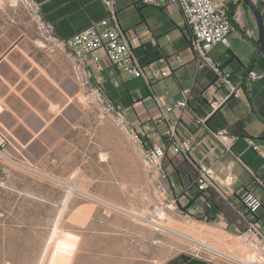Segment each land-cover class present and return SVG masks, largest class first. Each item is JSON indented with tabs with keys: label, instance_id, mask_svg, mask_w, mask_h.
Listing matches in <instances>:
<instances>
[{
	"label": "crops",
	"instance_id": "1",
	"mask_svg": "<svg viewBox=\"0 0 264 264\" xmlns=\"http://www.w3.org/2000/svg\"><path fill=\"white\" fill-rule=\"evenodd\" d=\"M34 1L40 6L45 20L54 26L57 41H45L31 23L19 18L12 19L0 30V135L7 140L5 153L10 159L22 166L57 164L65 179L82 171L83 150L89 165L96 164L98 148L92 132L96 131L97 115L95 108H87L82 103L73 62L67 55L70 49L58 41L69 40L106 19L109 10L102 0ZM140 2L113 0L119 24L128 32L142 66L165 67L166 60L188 46L189 34L183 16L177 6L137 8ZM236 25L240 28V37L247 40L249 32L256 31L249 28L245 32L240 21ZM229 50L235 58L226 55ZM211 56L225 64L231 61L226 69L232 72L234 82L240 86V98H231L221 104L227 96L226 89L220 86L207 66L191 56L169 78L154 83L151 96L167 103V115L176 121L179 111L175 103L181 99L182 89L192 90L190 108L206 118V127L191 130L188 126L192 120L189 114H185L178 127L183 138L196 136V141H201L202 134L208 129L226 130L240 137L232 152L219 154L217 151L204 161L220 192L214 189L200 192L199 199L188 207L194 191H198L195 184L197 171L189 160L185 162L182 157L170 159L167 185L176 205L186 210H180L181 214L206 222L208 218H205L209 217V223L220 226L222 233L228 236L229 247H233L236 240H230H234L239 231L246 230L251 220L244 215L238 193L244 189L254 191L263 204L258 215L264 222V185L258 184V180L264 182V172L261 171L264 164V78L251 84L247 79L251 70L264 74V55L253 43L247 53L233 50L230 43L229 48L215 47ZM102 62L105 70L101 76L107 97L109 94L115 102L124 101L126 114L131 120L160 113L153 98L144 95V86L136 83L138 80L129 78L106 59ZM131 83H135L134 89ZM215 102L217 105H212ZM142 136L148 146L163 145L168 140L150 123H145ZM245 137L255 139L261 154L247 145ZM203 144L194 152L193 159H202L208 149L207 142ZM203 196L212 203L210 208L206 207ZM202 242L219 250L212 243ZM224 252L227 251L216 253L221 256L220 260L178 253L162 264H232L225 255L228 252ZM234 252L240 254L239 250Z\"/></svg>",
	"mask_w": 264,
	"mask_h": 264
},
{
	"label": "rangeland",
	"instance_id": "2",
	"mask_svg": "<svg viewBox=\"0 0 264 264\" xmlns=\"http://www.w3.org/2000/svg\"><path fill=\"white\" fill-rule=\"evenodd\" d=\"M246 14L243 29L257 31L253 14ZM14 18L37 29L24 0H0V30ZM239 34L229 37L231 48L247 53L252 42ZM81 100L96 110V164L89 165L83 150L82 171L64 179L57 164L22 166L5 149L7 158L0 157V264H162L178 253L220 260L216 252L223 251L250 260L253 250L238 238L245 230L229 247L220 226L181 214L157 190L129 136L82 91Z\"/></svg>",
	"mask_w": 264,
	"mask_h": 264
},
{
	"label": "built area",
	"instance_id": "3",
	"mask_svg": "<svg viewBox=\"0 0 264 264\" xmlns=\"http://www.w3.org/2000/svg\"><path fill=\"white\" fill-rule=\"evenodd\" d=\"M24 1L33 14L37 30L44 40L51 43L57 41L55 28L45 20L40 6L34 0ZM102 1L109 10L106 19L94 23L69 40L58 41L59 44L70 49L67 55L73 62L74 78L81 91L89 102L99 106L103 114L112 118L117 127L129 136L131 142L140 150L144 169L152 176L157 190L169 199L171 205H176V202L171 197L166 182L169 183L168 170L171 169L169 161L173 157H184L189 160L197 171L195 184L200 192H207L210 189L220 192L204 161L208 159L209 154L217 151H220L219 154L232 152L240 137L226 130L208 129L202 134L204 137L201 141H196V136L191 139L183 138L178 127L184 121L185 114H189L192 120L191 125L188 126L191 130L206 127L207 121L190 108L189 102L192 98L190 88L182 89V97L175 103V108L179 111L176 121H172L167 115L168 104L158 98H153V103L160 112L157 116L147 115L144 118L131 120L123 104L112 102L107 97L105 82L101 76L105 70L102 61L106 59L111 66L116 67L129 78L142 79L147 86H151L169 78L174 70L183 66L187 57L191 56L207 66L215 74L220 86L226 89L227 96L221 104L231 98H240V86L234 82L232 72L224 68V63L215 60L211 52L219 45L230 47L229 37L236 31L235 24L242 17L245 18L246 9L243 2L241 0H141V7L177 6L188 30L190 44L187 48L166 60L165 67H158L154 64L142 66L135 49L131 46L128 32L123 31L119 25L113 0ZM256 34L257 31L249 32L253 39L256 38ZM263 78L264 74L253 70L249 71L247 76L249 84ZM215 104L217 105L216 102L212 105ZM220 106L219 104L218 107ZM145 123L160 129L167 137V142L163 145L148 146L142 136ZM245 141L250 148L261 154L254 138L246 137ZM205 142L208 149L202 155V159H193L194 152L200 149L201 145L204 146ZM6 146L7 140L0 135V157L5 156ZM261 171L264 172V164ZM258 184L264 185V182L258 180ZM237 195L244 206V215L251 218L244 236L261 254V260L257 264H264V222L257 217L262 208V201L252 189L242 190ZM205 204L208 208L212 206L211 202Z\"/></svg>",
	"mask_w": 264,
	"mask_h": 264
},
{
	"label": "trees",
	"instance_id": "4",
	"mask_svg": "<svg viewBox=\"0 0 264 264\" xmlns=\"http://www.w3.org/2000/svg\"><path fill=\"white\" fill-rule=\"evenodd\" d=\"M140 4L141 3H138L137 5H136V7L137 8H143V7H141L140 6ZM258 8H259V10H260V12L263 14V17H264V1H262V2H260L259 4H258ZM245 9L246 10H248L246 7H245ZM120 25V24H119ZM121 27V26H120ZM235 28H236V31H239L240 30V28H239V26L238 25H236L235 24ZM122 29V28H121ZM123 30V29H122ZM124 31V30H123ZM243 33V32H242ZM244 34V33H243ZM252 43H253V39H249ZM190 44V41H188V45ZM228 54L229 55H231V56H233L234 58H235V56L233 55V53L229 50L228 51ZM229 63H231V61H229V62H227L226 64L224 63V68H226V65H228ZM149 65H152V64H149ZM149 65H147V66H149ZM211 71V70H210ZM212 72V71H211ZM213 73V72H212ZM214 74V73H213ZM214 76H215V74H214ZM216 77V76H215ZM136 80H141L142 82H143V86H144V95L145 96H148V97H150L151 95H152V88H153V85H151V86H147L146 85V83L142 80V79H136ZM108 97H109V100H111L112 102H115L114 100H113V98L112 97H110V95L108 94ZM151 98H153L152 96H151ZM116 103H121V104H123L124 105V107L126 108L127 106H126V103H124V101H121V102H116ZM198 114V113H197ZM199 115V114H198ZM246 138V137H245ZM244 138V139H245ZM182 159L186 162V161H188L186 158H184V157H182ZM244 190H246V189H244ZM199 197H200V191L198 190V191H194V198L193 199H190V201H189V205H188V207H192V205H193V201L194 200H198L199 199ZM203 199H204V201H205V203H207V202H209L208 200H207V198L206 197H204L203 196ZM179 207V209L182 211V212H186V210L184 209V208H181L180 206H178ZM207 207V206H206ZM262 207H263V204H262ZM208 208V207H207ZM257 217L259 218V219H261L260 218V216L259 215H257ZM208 218V222H210L211 220H210V218L209 217H206V219ZM262 220V219H261ZM263 221V220H262Z\"/></svg>",
	"mask_w": 264,
	"mask_h": 264
},
{
	"label": "water",
	"instance_id": "5",
	"mask_svg": "<svg viewBox=\"0 0 264 264\" xmlns=\"http://www.w3.org/2000/svg\"><path fill=\"white\" fill-rule=\"evenodd\" d=\"M246 8L253 14L256 26L257 36L253 39V44L257 47L259 52L264 55V17L260 12L257 4L253 0H241Z\"/></svg>",
	"mask_w": 264,
	"mask_h": 264
},
{
	"label": "bare ground",
	"instance_id": "6",
	"mask_svg": "<svg viewBox=\"0 0 264 264\" xmlns=\"http://www.w3.org/2000/svg\"><path fill=\"white\" fill-rule=\"evenodd\" d=\"M5 158H7L6 156H4ZM77 189L74 188V189H71V191H76ZM81 191V190H80ZM157 209V208H156ZM131 216L133 217V215L131 214ZM135 216V214H134ZM138 216V215H137ZM139 219V218H137ZM139 221V220H138ZM240 241H243L244 243V247L246 249H252L253 252H254V255L252 256H249L250 260H240L238 259L237 257L233 256L232 254H225L226 257L230 258L231 261L235 260L236 262H239V264H257L260 260H261V254L260 252L253 246V244L249 241V239L246 237V236H242V237H238ZM244 238V239H243ZM200 245H202L201 243H199ZM209 249V248H208ZM245 249V250H246ZM213 251V250H212ZM215 252V251H214ZM217 253V252H216ZM223 256V255H222ZM225 258V257H224ZM227 258V259H228ZM229 259V260H230Z\"/></svg>",
	"mask_w": 264,
	"mask_h": 264
}]
</instances>
